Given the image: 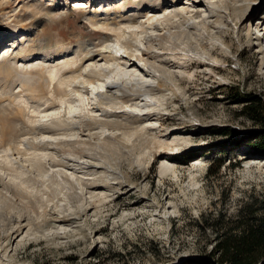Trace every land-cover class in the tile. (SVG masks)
I'll return each instance as SVG.
<instances>
[{"label": "rangeland", "instance_id": "1", "mask_svg": "<svg viewBox=\"0 0 264 264\" xmlns=\"http://www.w3.org/2000/svg\"><path fill=\"white\" fill-rule=\"evenodd\" d=\"M68 1L51 10L46 0L51 12L40 19L27 16L22 0H0V47L8 46L7 35L23 26L20 37L29 39L24 48L36 47L31 71L63 60L62 52L49 55L55 45L69 53L81 49L87 59L71 84L79 91L47 112L56 107L77 115L82 108L89 119H97L113 106L111 111L134 115L132 126L144 130L133 134L99 124L87 131L75 122L68 132L40 136L72 143L57 151L59 162L48 149L38 155L40 171L23 168L32 204L20 202L2 212L0 264H185L208 253L217 228L229 225L243 206L264 214V154L243 142L232 145L256 125L229 95L252 92L264 100V0H227L229 5L219 8L222 18L206 1L177 0L176 7L190 6L192 13L182 9L183 17L175 21L182 25L173 27L161 19L171 9L169 0ZM118 4H125L131 17L122 19L127 46L124 38L117 41L114 32L85 18L92 9ZM147 20L150 25L141 31L138 25ZM164 30L171 34L159 44L154 36ZM147 41L154 57L132 64ZM99 50L128 61H103ZM90 69L104 76L85 82ZM11 81L0 71V92ZM122 87L133 89L130 101L104 103L102 109L98 94H120ZM13 123L5 122L4 143L8 131H15ZM106 139L110 146L103 144ZM188 152L197 157L185 162ZM216 159L222 165L209 176L208 166L215 168Z\"/></svg>", "mask_w": 264, "mask_h": 264}, {"label": "bare ground", "instance_id": "2", "mask_svg": "<svg viewBox=\"0 0 264 264\" xmlns=\"http://www.w3.org/2000/svg\"><path fill=\"white\" fill-rule=\"evenodd\" d=\"M50 1L51 2L47 3V5L51 4V10H54V8H57L60 5L67 6L69 2L68 0ZM169 1L171 2V5L168 7H171V9L168 10L169 8H166L167 10L163 11L161 19L163 23L173 27L174 23H177L175 22L176 19L183 17L182 11L184 9L186 10L188 6L184 7V9H180L174 5L177 0ZM203 1H206V6L212 7L213 12H215L219 18H222L219 8L229 5L227 0H220L221 6L215 0ZM45 2L46 0H22L23 5L27 7V16H34L38 14V18L40 19V15H47L51 12L49 8L45 6ZM94 2L95 0L74 1L75 5H84L85 3L92 5ZM247 7L250 9L252 8V5L249 4ZM189 8L187 11H185L186 13H192V11H190L191 9L189 10ZM126 13V5L118 4L110 9L105 7H102L101 9H92L86 14L85 18L91 25L95 27L101 26L107 28L109 31L114 32L116 40L120 41L121 38L123 39L125 37V23L122 19L127 17L131 18L130 16H127ZM103 14L104 16H102ZM241 17H243V14L239 15L240 19ZM102 20H105V22H102ZM148 20L146 21V25H144V23L138 25V27L142 29L141 31L146 29L145 26L149 24ZM177 24V26L182 25V21L178 22ZM24 29L25 28L23 26L16 27V29L12 31L10 35H7L10 38L9 40L6 39V43L9 42V44H7L8 46L3 48L0 47V51L2 50L0 71H4L9 74V78L12 79L11 83H5V85L2 87V91L0 92V217H3L1 215L3 211H11V209L17 208L20 202H26V206L28 204L31 206L32 204L30 197L31 193L27 192L30 191L28 189L29 185L23 178V174L25 172L23 168L26 166V164L40 171L43 165L41 166L38 155L41 152L52 149L53 152H50L52 155L51 157H53L55 161L59 162L56 156L57 151H65V146L67 147V145L72 143V141L64 139L57 141H49L48 139L44 140L42 137L45 135V133H51L54 135L58 133L61 134L60 132H62L63 134L64 132H68L73 128L75 129V122L79 130H83L84 127V130L87 131H92V129L97 125L99 126V124L111 126L117 129L128 130L133 132V134L139 132L142 129L144 130L143 126L139 128L137 126H132V124L135 122L134 115H124L117 113L114 110L111 111V109L114 108L113 106L112 108L110 107L109 111L103 110L105 113H103L102 118L97 119L95 117L93 118L92 116H90L92 118L89 119L88 113L83 111L82 108L80 109L82 112L80 113L79 111L77 115H72L71 109L60 112L58 109H56V107L51 112H47L48 109H52V106L55 103L62 104V102L71 97L73 92L79 91L78 85L75 86L74 84V87H72L71 84L73 83L74 78L76 79V76H80L82 73L80 72L82 71L81 61L87 58L82 57L81 49H70L71 51L69 53V51L65 50L64 46L55 45L56 47H54V51L50 52L49 55L53 56L59 52H62L63 60H61V62H55L51 60V63L38 65L35 71H31L30 67L33 65V58H30V56L35 54L36 47L31 45V47L29 46L28 48H24V44L28 42L29 39L25 36L20 37L22 33L18 32ZM129 33L134 35L136 32L132 31ZM165 34L170 35L171 33L168 30H164L163 33H158L156 36H154L155 40H157L159 44L163 42L165 44L168 41V36L166 37ZM124 39L125 41L121 43H124L126 46L129 45V39ZM3 40L4 35L0 34V45H2ZM146 43L147 45H144L145 52H142V54L139 56H132L133 60L135 61L132 62V64L143 65V63L146 62V59L149 57H154L152 53V42L147 41ZM48 48H50V46L47 47V49ZM78 48H81V46L78 45ZM96 53L103 61L106 62L109 60L117 61L122 58V56L114 55L111 51L106 53L105 51L99 50ZM144 55H146V57H144ZM90 58L91 57L89 55L88 59ZM125 60L128 61L127 59ZM22 67L24 68L23 70H21ZM99 76L103 77L104 73L90 69L84 75L83 79L85 82L90 83L97 77L99 78ZM14 87H17L16 91H13ZM149 89L152 90V88H148V90ZM118 90L121 92L120 94L111 92L98 94V103H101L102 109L104 103L109 104H105L107 107L111 106L112 104L123 105V103L130 101L133 89L129 87H122ZM91 119L92 121H90ZM8 120L14 122L13 125L15 131L13 128H11V131L13 132L8 131V141L4 143L3 130L6 128L5 122ZM136 120L139 121L138 118ZM108 141L109 140L106 139V141H103V144L108 145ZM165 170L166 167H163L162 172ZM5 173H7L6 177H4ZM107 185L108 187H111L109 184ZM17 230L18 229H14L13 233H15ZM6 236L9 237L10 234L7 233Z\"/></svg>", "mask_w": 264, "mask_h": 264}, {"label": "trees", "instance_id": "3", "mask_svg": "<svg viewBox=\"0 0 264 264\" xmlns=\"http://www.w3.org/2000/svg\"><path fill=\"white\" fill-rule=\"evenodd\" d=\"M229 95L232 103L242 104L240 114L256 125L255 129L243 134L242 140L232 145L243 142L264 154V100L252 92L239 94L233 91ZM195 157L197 154L191 152L184 154L185 162ZM213 164V169L212 164L208 166L209 176L219 172L222 161L216 159ZM227 223L229 225L217 228V241L208 253L189 258L185 264H257L264 259V214H258L250 205H245Z\"/></svg>", "mask_w": 264, "mask_h": 264}]
</instances>
